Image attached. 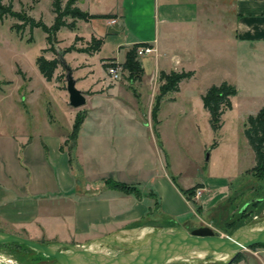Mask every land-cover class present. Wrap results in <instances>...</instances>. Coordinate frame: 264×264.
<instances>
[{
  "label": "crops",
  "instance_id": "crops-1",
  "mask_svg": "<svg viewBox=\"0 0 264 264\" xmlns=\"http://www.w3.org/2000/svg\"><path fill=\"white\" fill-rule=\"evenodd\" d=\"M37 4L38 0L30 12ZM76 5L89 14L111 16L76 21V26L80 21L88 27L89 40L101 39L94 51L77 52L83 63L73 65L70 53H65L75 85L86 99L87 114L83 110L68 112L73 117L66 123L42 117L48 121V135L44 136L29 134L30 122L24 118L13 125L23 128L17 133H0V226L38 242H68L75 238L81 239L76 244L89 245L113 232L123 235L148 228L131 225L151 206L146 199L154 203L156 197L162 210L172 216H177L176 210L184 213L177 206L188 205L189 200L181 190L196 184L205 190L199 211L207 210L217 200L213 198L216 193L225 188L226 178L208 176L178 187L177 176L168 163L163 172L159 126L165 103L176 102L184 79L177 91L163 96L154 117L153 93L148 117L145 105L139 101L141 90L108 86L113 83L103 67L109 62L123 67L128 50L135 44L153 48L150 53L136 56L141 68L139 83H148L154 77L159 82L161 74L172 71H193V76L185 79L191 80L198 74L196 64L220 63L225 73L220 82L227 81L237 89L231 98L232 108L226 111L239 108L244 112L243 126L247 117L264 105V0H78ZM78 114L84 117L74 129ZM55 125L68 130L58 133ZM145 128L152 131L151 146L158 153L159 169L139 162L141 157L146 159V153L131 145L146 137L141 136ZM218 146L217 141L214 147ZM253 158L254 154L250 157L251 167ZM107 179L134 186L142 197L116 190ZM148 191L155 197L146 195ZM185 223L177 224L186 228ZM260 253L264 254V247L252 251L264 264ZM246 260L233 264H245Z\"/></svg>",
  "mask_w": 264,
  "mask_h": 264
},
{
  "label": "rangeland",
  "instance_id": "rangeland-1",
  "mask_svg": "<svg viewBox=\"0 0 264 264\" xmlns=\"http://www.w3.org/2000/svg\"><path fill=\"white\" fill-rule=\"evenodd\" d=\"M9 2L12 3L13 10H23L47 26L53 22L51 0H38L35 10L31 12L29 9L33 8L31 5L34 6L37 0H32L29 6L30 0H5V3ZM66 19L67 21L70 20L69 17ZM16 23L19 24L21 21L10 16L4 17L0 23V133H12L13 131L17 133V129L23 128L13 125L18 119L23 121L24 118L30 122L29 134L37 132L36 134L41 136L48 135V121H43L42 117L50 122L62 120L66 123V120L72 119L73 115L69 114H74V110H83L87 114V106L73 109L69 105L65 83L66 71L61 63L55 68L50 81H46L39 72L35 63L37 56L43 54L47 59L58 57L55 50L48 45L45 38L46 33L38 27L30 29L27 25L17 32L12 27ZM89 35L88 27L79 21L73 30L61 27L59 33H56V41L52 47L55 46L57 52H61L63 49L73 46L74 49L68 51L70 62L73 65L80 64L83 63L84 59L78 53H87L82 49L90 44L96 45L95 41L89 40ZM43 48H46V51L42 53ZM63 57L65 59V54ZM68 64L70 65V63ZM196 67H199L197 77L182 81L181 92L176 96V102L170 105L165 103L164 105V116H162V122L159 126L160 140L163 143V149L160 151L163 160V172L167 171L166 164L168 163L177 176L175 179H177L178 187L189 186L192 182L210 176L214 179L216 177L226 178L225 188L217 192L214 197L212 196L218 198L211 207L205 211H199L200 208L202 209L198 205L199 200L205 192L200 185L203 188L202 195L199 198L189 199L188 205L185 203L178 205L177 209H183L184 213L181 214L176 210L177 216H172L163 211L158 204V199L152 194L153 192H145L150 198L155 197L154 203H151L152 200L146 199L151 206L142 218L131 223V225L147 226L146 233L138 235V231L130 230L126 231L127 234L122 235L120 232H113L97 240L95 243L98 248L96 249L108 250L118 255L130 249L129 247L133 245L132 242L140 236L160 227L175 226L179 221L186 222L185 227L188 231L203 225V227L210 228L214 235L222 237L230 235L244 225L259 226L264 223V176L251 171L252 160L250 157L254 153L251 147L247 145L242 132V127L246 121L241 126L244 112H240L239 108H237L238 110L226 111L222 116L221 128L213 131L208 124L207 113L201 105L200 93L205 92L212 84L220 82L221 77L225 74L222 70L223 65L215 62L207 65L196 64ZM103 68L106 71V67ZM139 73L140 69L131 74L134 79L132 83H129V72L123 69L120 79L115 82L110 81L113 84L108 86L116 85L123 88L140 89L142 96L139 101L145 105L146 114L149 117L148 108L152 102V95L155 93L157 96L159 93L157 87L166 80L160 79L158 82L157 78L154 77L148 83L143 80L139 83L138 79L140 80L141 77ZM170 79L172 80V77ZM259 101L253 106H256ZM54 128L58 133L68 130L58 125H55ZM142 135L146 137L141 140L136 139V142L131 145L140 147L142 152L145 151L146 159L144 160L143 157L140 160H138L139 158L135 159L141 163L144 161L143 164L147 167L159 169L158 153L155 154L151 146L153 144L151 140L152 131L145 128V131H141ZM217 141L219 146L215 148ZM207 153L209 154L208 159H206ZM248 155L251 156L248 158ZM105 181L120 192L142 197L141 192L136 190L134 186L120 183L122 186L116 187L115 185L119 183L116 180L107 179ZM256 198H261V200L247 204ZM0 231L6 232L5 228L1 226ZM14 235L22 236V234ZM76 240L81 239L73 238L68 242L65 241V243L76 244ZM49 242L63 241L57 239L41 240V243ZM260 247L264 246L250 247L240 251L241 259L239 261L245 258L247 259L245 264H263L258 257L252 255V251ZM260 255L264 259V254L260 253ZM227 260L228 257L226 256H216L201 260H179L167 264H223ZM0 264L58 263L53 258L39 254L26 245L8 243L0 245Z\"/></svg>",
  "mask_w": 264,
  "mask_h": 264
},
{
  "label": "water",
  "instance_id": "water-1",
  "mask_svg": "<svg viewBox=\"0 0 264 264\" xmlns=\"http://www.w3.org/2000/svg\"><path fill=\"white\" fill-rule=\"evenodd\" d=\"M58 58L66 71L68 103L72 107H80L86 102L84 94L76 87L72 68L65 61L62 51L58 52ZM208 156L207 153L206 159ZM200 228L202 227L188 231L179 224L160 227L140 236L132 242L130 249L116 256L94 253L80 244L41 243L3 231H0V245L23 244L53 258L58 264H167L179 260H201L216 256L228 257L223 263L228 264L240 251L264 244V223L259 226L244 225L224 237L213 233L204 234Z\"/></svg>",
  "mask_w": 264,
  "mask_h": 264
},
{
  "label": "trees",
  "instance_id": "trees-1",
  "mask_svg": "<svg viewBox=\"0 0 264 264\" xmlns=\"http://www.w3.org/2000/svg\"><path fill=\"white\" fill-rule=\"evenodd\" d=\"M78 0H51V11L54 13L53 23L50 26H47L41 20H35L32 16L28 15L25 11H15L12 8V3H3V0H0V23L6 16L16 18L21 23H16L12 27L18 32L24 26H29L30 29L38 27L46 33V41L48 45L55 50L58 54L55 46L52 45L56 41V33L61 27H66L70 30H73L76 27V21L89 20L92 18H106L111 17L108 14H89L82 11L77 5ZM67 17L70 18L67 21ZM90 41H95L96 45H88L86 48H83L82 51L90 52L97 49L101 44V39L91 38ZM142 44L133 45L127 53L125 62L122 64L123 69L129 72V79H133L134 72L140 69V64L136 59V50ZM74 49L73 46L63 49L62 53ZM80 50V49H79ZM46 51V48L42 49V53ZM81 51V50H80ZM36 66L42 76L46 81H50L54 73L55 68L60 63L58 57L52 59H47L43 54H40L36 57L35 60ZM106 66V65H105ZM193 76V71H172L170 73H163L160 75V79H165V82H162L159 86V93L155 97V103L153 105L152 115L155 116L157 109L159 108L162 97L169 92H174L178 90L180 81L183 79H189ZM172 77V80L170 79ZM237 94V89L234 84H231L227 81H221L218 84H212L209 86L205 92L201 95V100L204 109L208 112L209 125L213 131H217L222 126V115L226 110L232 108L231 98ZM82 114L76 116V121L74 129L77 127L78 123L83 119ZM243 134L251 147L254 153V165L251 168V171L256 174L264 176V105L253 115L247 117L244 126ZM116 187L122 186V184L117 183ZM200 187V184H196L189 189H182L183 195L187 200L191 199L192 195L195 192V188ZM127 189V187H124ZM130 188V187H129ZM261 198H256L247 204H253L254 202L260 201ZM246 204V205H247ZM200 231L204 234L213 233L210 228L202 227ZM12 244V243H10ZM18 244V243H13ZM23 245V244H22ZM264 246V244H258L251 247ZM241 259L239 253L228 263L233 264Z\"/></svg>",
  "mask_w": 264,
  "mask_h": 264
},
{
  "label": "built area",
  "instance_id": "built-area-1",
  "mask_svg": "<svg viewBox=\"0 0 264 264\" xmlns=\"http://www.w3.org/2000/svg\"><path fill=\"white\" fill-rule=\"evenodd\" d=\"M152 50L153 48L150 46H139L136 50V55L141 56L146 53L152 52ZM106 73L109 76V78L115 82L119 80L121 75L123 74V67L116 62H109L106 65ZM202 191H203V188L201 187L196 188L191 198L193 199L199 198L202 195Z\"/></svg>",
  "mask_w": 264,
  "mask_h": 264
},
{
  "label": "bare ground",
  "instance_id": "bare-ground-1",
  "mask_svg": "<svg viewBox=\"0 0 264 264\" xmlns=\"http://www.w3.org/2000/svg\"><path fill=\"white\" fill-rule=\"evenodd\" d=\"M146 229H148V228H146ZM146 229H139V230H136V231H140V233H144V232H146L145 230ZM128 232H125L124 234H127ZM139 233V234H140ZM123 234V235H124ZM141 235V234H140ZM84 247L87 249V250H89V251H91V252H94V253H100V254H107V255H110V256H116V254L117 253H114V252H111V251H108V250H102V249H96V248H98V247H96V243L94 242V243H91V244H89V245H84ZM105 249V248H104ZM40 254V253H39ZM45 256V255H44Z\"/></svg>",
  "mask_w": 264,
  "mask_h": 264
}]
</instances>
